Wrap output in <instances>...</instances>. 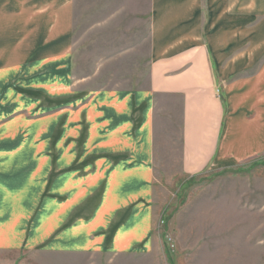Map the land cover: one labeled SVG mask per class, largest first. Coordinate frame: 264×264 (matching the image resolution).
Instances as JSON below:
<instances>
[{
    "label": "crops",
    "instance_id": "0c3cea01",
    "mask_svg": "<svg viewBox=\"0 0 264 264\" xmlns=\"http://www.w3.org/2000/svg\"><path fill=\"white\" fill-rule=\"evenodd\" d=\"M44 1L25 53L0 13V252H145L160 98L179 99L181 174L264 157V0H148L145 87L87 92L52 74L39 104L1 87L40 29L47 60L66 59L70 0Z\"/></svg>",
    "mask_w": 264,
    "mask_h": 264
},
{
    "label": "rangeland",
    "instance_id": "374dc122",
    "mask_svg": "<svg viewBox=\"0 0 264 264\" xmlns=\"http://www.w3.org/2000/svg\"><path fill=\"white\" fill-rule=\"evenodd\" d=\"M43 1L0 0L1 21L7 29L17 25L14 36L23 53L27 47L22 45L28 40L25 26L45 18L46 12L33 11L34 3ZM69 2L66 59L60 64L47 60L45 31L40 29L42 34L39 30L27 58L7 61L4 95L15 90L22 100L40 104L52 74L71 76L87 92L145 87L148 0ZM14 36H6V44ZM9 107L5 108L8 114L12 113ZM36 111L38 116L45 113L44 108ZM179 111L177 98L157 102L149 250L133 254L0 252V264H264V157L207 168L190 177L181 174ZM40 122L44 125V120ZM38 137L37 146L45 147L46 136Z\"/></svg>",
    "mask_w": 264,
    "mask_h": 264
}]
</instances>
